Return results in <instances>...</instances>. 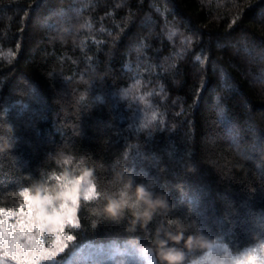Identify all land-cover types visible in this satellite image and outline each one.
<instances>
[{
	"label": "trees",
	"instance_id": "1",
	"mask_svg": "<svg viewBox=\"0 0 264 264\" xmlns=\"http://www.w3.org/2000/svg\"><path fill=\"white\" fill-rule=\"evenodd\" d=\"M86 173L68 249L264 241V0H0V210Z\"/></svg>",
	"mask_w": 264,
	"mask_h": 264
},
{
	"label": "rangeland",
	"instance_id": "2",
	"mask_svg": "<svg viewBox=\"0 0 264 264\" xmlns=\"http://www.w3.org/2000/svg\"><path fill=\"white\" fill-rule=\"evenodd\" d=\"M94 194V184L86 173L70 182L58 199L28 195L19 209L1 211L0 222H7V230L0 223V264H156L149 251L130 243L68 249L71 236L67 228L76 223L78 201ZM25 233L36 236L38 246L29 244ZM10 245L16 250V259H12ZM191 264H264V241L239 253L215 243Z\"/></svg>",
	"mask_w": 264,
	"mask_h": 264
},
{
	"label": "clouds",
	"instance_id": "3",
	"mask_svg": "<svg viewBox=\"0 0 264 264\" xmlns=\"http://www.w3.org/2000/svg\"><path fill=\"white\" fill-rule=\"evenodd\" d=\"M136 202L142 203L146 206L143 216L148 219L151 217V210L157 207H165V201L159 197L154 198L153 193L150 192L144 185H138L135 189ZM40 193H36V198L39 199ZM131 206L128 199L127 192H121L118 197L110 198L105 205L104 211L112 218L118 217L123 209ZM183 242L182 247H177ZM202 242L195 236L189 235L185 237L182 233L175 235L168 234L166 239L158 241L159 260L160 264H184L185 249L191 250L194 245Z\"/></svg>",
	"mask_w": 264,
	"mask_h": 264
},
{
	"label": "snow or ice",
	"instance_id": "4",
	"mask_svg": "<svg viewBox=\"0 0 264 264\" xmlns=\"http://www.w3.org/2000/svg\"><path fill=\"white\" fill-rule=\"evenodd\" d=\"M22 195H24L25 197H27L28 194L25 191L24 193H22ZM0 211H3V210H0ZM5 214L6 215H12L11 213H5ZM0 223H2L4 225V230L6 231L7 230V222L6 221H3V222H0ZM18 235H19V233H18ZM24 235L27 237V239L29 241V244H32L34 246H38L39 241H38V239H37L36 236L29 235L27 233H25ZM2 244H3V241H0V246H2ZM9 251L12 253V259H16L17 258V256H16V250L13 249V247L11 245L9 246Z\"/></svg>",
	"mask_w": 264,
	"mask_h": 264
}]
</instances>
